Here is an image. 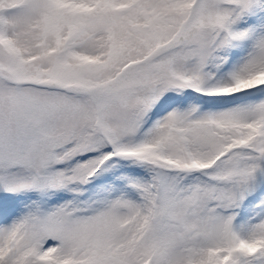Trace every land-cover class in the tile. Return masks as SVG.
<instances>
[{"label":"snow or ice","instance_id":"1","mask_svg":"<svg viewBox=\"0 0 264 264\" xmlns=\"http://www.w3.org/2000/svg\"><path fill=\"white\" fill-rule=\"evenodd\" d=\"M0 264H264V0H0Z\"/></svg>","mask_w":264,"mask_h":264}]
</instances>
